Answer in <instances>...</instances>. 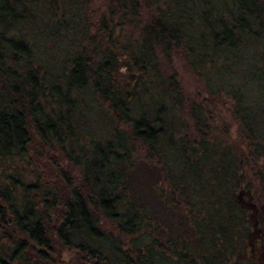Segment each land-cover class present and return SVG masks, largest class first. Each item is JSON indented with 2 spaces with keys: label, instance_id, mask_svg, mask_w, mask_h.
Instances as JSON below:
<instances>
[{
  "label": "trees",
  "instance_id": "obj_1",
  "mask_svg": "<svg viewBox=\"0 0 264 264\" xmlns=\"http://www.w3.org/2000/svg\"><path fill=\"white\" fill-rule=\"evenodd\" d=\"M38 1L0 0V168L24 156L21 178L0 174V264H264V0H104L67 68L9 34L65 26L69 0ZM155 50L232 74L234 135L213 124L220 93L190 102L187 122L174 74L144 87ZM56 148L78 181L42 166Z\"/></svg>",
  "mask_w": 264,
  "mask_h": 264
},
{
  "label": "rangeland",
  "instance_id": "obj_2",
  "mask_svg": "<svg viewBox=\"0 0 264 264\" xmlns=\"http://www.w3.org/2000/svg\"><path fill=\"white\" fill-rule=\"evenodd\" d=\"M80 0H69L67 4H65V9L67 13H63L64 16L66 14L70 15V18L64 22H62L66 27H48L44 22H47V19H35L31 22H24L22 24L17 25L11 29L9 34H14L17 32H21V34H26L31 32L28 38L29 43L34 44L33 52L31 53L34 59L35 64H43L48 62V64L55 63L57 65H64L67 68L70 65V62H67V59L72 55V52L75 50V46L78 43L85 47L87 44L86 36L89 34L95 33L96 24L98 23L100 17L105 13V2L104 0H91L89 4L85 5V8L80 7L75 9V4ZM86 4V0H81ZM88 1V0H87ZM80 3V2H79ZM160 4V3H159ZM78 5V4H77ZM81 6V5H79ZM37 7L42 12H45L46 7H48L47 2L44 0H39L37 3ZM157 7L156 4L151 8H146L143 10L144 16H149L150 11L155 10ZM146 14V15H145ZM52 20V19H51ZM89 22L90 27L87 25ZM57 26V25H56ZM51 29V30H49ZM68 29V31L63 30ZM128 34L132 36V39L137 41L139 39V29H133L132 27L125 29ZM85 31V35L83 34ZM79 45V46H80ZM157 56V70L151 71L154 75L150 74L144 87L148 88L150 86V80H154L156 78V74L163 76V78L174 74L175 79L180 84L181 94L185 97L184 104L182 103L179 108V115L182 119L189 122L187 117V110L192 101H198V97L208 96L212 90L213 92H218L221 95L220 101H215L213 104V111L215 118L213 120V124L216 125L219 122L225 121L227 125L229 123L232 124V135L235 133L236 123L232 118L230 105L233 100L230 94L225 93V89H220L223 87H227L229 83L233 82L232 74L220 71H204L203 69L193 70V68L189 65V63L184 59L182 55H172L170 61L165 58L159 51H156ZM209 66L210 64H206ZM217 66V65H216ZM61 71V70H60ZM57 70V74L60 72ZM120 71L122 73L125 72V68H121ZM228 83V84H227ZM212 85L211 87L209 85ZM155 89H152V92ZM95 106L106 113L107 107L102 105L100 101L95 102ZM98 124H93V126L97 127ZM98 129L101 130L100 126ZM36 149V148H35ZM23 157H14V161L10 164V162L5 161L6 164H10L9 168H0V174L3 176V179L7 181L11 177L21 178L19 177L20 168ZM42 166H46L49 169V173L52 178L57 175V166L55 163L59 165L68 175L73 177L76 181L79 180L81 176L80 167L75 163H72L68 157L65 156L63 151H60L59 148H56V151L48 152L45 150L42 156ZM54 171V172H53ZM49 178V179H52ZM3 183H6L3 180ZM17 183V181H16ZM16 189V188H15ZM247 206H251L250 202H246ZM69 256L68 252L65 253V257ZM64 257V258H65ZM260 258L264 261V251L260 253Z\"/></svg>",
  "mask_w": 264,
  "mask_h": 264
}]
</instances>
